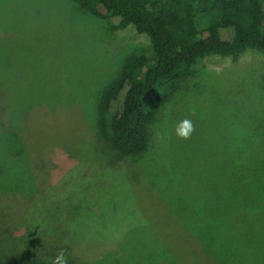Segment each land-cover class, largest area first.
Here are the masks:
<instances>
[{
    "label": "rangeland",
    "instance_id": "374dc122",
    "mask_svg": "<svg viewBox=\"0 0 264 264\" xmlns=\"http://www.w3.org/2000/svg\"><path fill=\"white\" fill-rule=\"evenodd\" d=\"M108 21L74 0H0V261L264 264V51L198 63L127 156L97 100L151 47Z\"/></svg>",
    "mask_w": 264,
    "mask_h": 264
},
{
    "label": "trees",
    "instance_id": "16d2710c",
    "mask_svg": "<svg viewBox=\"0 0 264 264\" xmlns=\"http://www.w3.org/2000/svg\"><path fill=\"white\" fill-rule=\"evenodd\" d=\"M74 1L89 14L109 18L108 29L132 25L150 42L149 53L126 58L97 100L99 133L123 155L146 150L157 113L198 63L213 55L237 60L248 49L264 51V0ZM0 264L37 263L17 253Z\"/></svg>",
    "mask_w": 264,
    "mask_h": 264
},
{
    "label": "clouds",
    "instance_id": "9594fccd",
    "mask_svg": "<svg viewBox=\"0 0 264 264\" xmlns=\"http://www.w3.org/2000/svg\"><path fill=\"white\" fill-rule=\"evenodd\" d=\"M176 135L181 139H190L195 132V125L191 119L185 118L178 123L175 129ZM39 255V252H37ZM52 264H67V259L63 250H61L54 258Z\"/></svg>",
    "mask_w": 264,
    "mask_h": 264
}]
</instances>
